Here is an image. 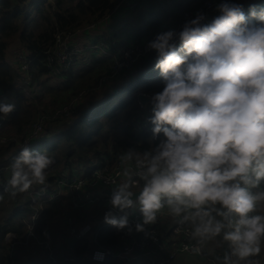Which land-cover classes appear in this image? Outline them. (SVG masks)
Returning a JSON list of instances; mask_svg holds the SVG:
<instances>
[{
  "label": "clouds",
  "instance_id": "obj_1",
  "mask_svg": "<svg viewBox=\"0 0 264 264\" xmlns=\"http://www.w3.org/2000/svg\"><path fill=\"white\" fill-rule=\"evenodd\" d=\"M215 10L210 20L198 11L179 31L149 41L163 87L146 94L148 123L152 139L160 138L144 151L122 152L123 179L111 188L103 221L131 233L127 210H138L134 230L143 232L166 211L186 230L190 252L224 246L219 264H261L264 7L245 13L236 0H221ZM14 110L0 99V119ZM53 163L47 150L25 144L10 165L9 195L44 185Z\"/></svg>",
  "mask_w": 264,
  "mask_h": 264
},
{
  "label": "built area",
  "instance_id": "obj_2",
  "mask_svg": "<svg viewBox=\"0 0 264 264\" xmlns=\"http://www.w3.org/2000/svg\"><path fill=\"white\" fill-rule=\"evenodd\" d=\"M138 0H118L111 13L103 18L105 21L111 17L121 6H129ZM145 1V0H142ZM221 0H203L202 6L196 13L206 14L214 9ZM136 4L132 5L135 7ZM195 14L189 11L177 21L174 30L179 31L185 21L194 18ZM88 28H94L90 24ZM160 32L154 33L151 37L141 44H130L119 52H113L111 55L110 70L108 78L118 76L121 71H129L134 63H138L142 58L153 55L155 52L147 48L149 41ZM56 36L54 47L51 52L45 55V64L47 73L56 77L58 80L64 78L74 69L78 55L85 50H94L98 54L106 53L108 45L101 39L94 40L90 45L85 47H74L70 44L71 34L61 33ZM17 67L23 73L18 89H24L30 82V66L32 63L29 54L17 56ZM106 77H104L105 79ZM84 92H80L76 97L71 98L68 103L59 106L51 115L44 113L36 114L27 128V133L17 138L14 136L0 137V145L12 143L17 148V153L25 144L31 149L35 144L48 140L44 134L48 122H58L60 120L72 121L79 114V100ZM146 117L137 121L135 130L137 132L145 131L150 124L148 118L151 115L150 109ZM4 118L0 119L1 121ZM17 155V154H16ZM109 159L93 168L78 171L76 168H62L54 177L53 184L46 180L44 185H40L43 190L42 196L32 197V201H37L36 207H41L44 201H48L55 196H65L64 203V232L67 238L73 243L76 241L88 242L89 246L83 254H78L73 249H64L61 243H53L51 237L37 235L34 231V221L38 219L37 211L31 215L30 220L26 223V236L24 241L16 240L15 237L6 235V245L8 246V264H16L14 261L15 249L21 247L28 248L33 245L35 253L41 257V264H83L86 259L90 264H109L110 260L118 264H219L214 256L216 245L210 244L203 254L197 255L189 251L191 241L188 239L186 230L178 226L173 218L166 211L162 212L155 225L146 226L143 232L134 230L135 223L140 221L138 210H127L129 226H133V231L128 233L127 230H120V236L117 241L104 243L99 241L101 226L114 228L103 221L104 213L110 208L109 198L103 193L104 190H111L123 177L120 175L124 163L121 161L119 154L112 148L108 152ZM13 161V160H12ZM11 162L0 168V186L10 176ZM49 189L53 190L48 194ZM91 205L98 206L96 212L91 213L89 210L84 214L78 215V209H86ZM66 208L75 211L73 214L67 213ZM119 217L122 213L116 212ZM98 220L100 224L93 225V221ZM29 239L34 240L30 242ZM103 253L102 260L93 259L94 253ZM261 264H264V251L258 257Z\"/></svg>",
  "mask_w": 264,
  "mask_h": 264
},
{
  "label": "trees",
  "instance_id": "obj_3",
  "mask_svg": "<svg viewBox=\"0 0 264 264\" xmlns=\"http://www.w3.org/2000/svg\"><path fill=\"white\" fill-rule=\"evenodd\" d=\"M117 2L118 0H53L55 8L52 16H50L48 11L51 5L49 4V6H47V0H0V88L4 92L12 91L17 77L16 70H14L5 60V51L7 47L6 40L15 35H19L21 43L31 56L32 63L30 68L36 66L40 72L47 73L48 69L45 64V55L52 51L56 36L61 33L71 34L73 31L81 29L84 26L98 24L105 16L111 13ZM193 2L196 3L197 0H193ZM198 2L194 7L187 9V4L176 6V3H174L173 0H138L136 3L125 8L128 12L133 14V16L135 13L136 20H152L151 23L147 24L152 27L151 32L147 34L151 37L156 32H162L161 30L163 27H161L160 30V26L162 21L166 20V18L161 20V14L167 13L164 15L172 17L174 21L172 26L174 28L177 21L180 20L185 13L192 11L196 14V11L202 6L203 0H199ZM162 3L165 6L173 4V9L167 11L163 7L159 8V5ZM134 4H136V6L132 7ZM244 11L247 13L248 10ZM32 13L37 15L34 19V21L36 19L37 21L33 23V26L30 25L32 23ZM207 18L210 20L208 15ZM158 26L159 28H157ZM110 38H102V40L110 46V49L113 50V52H119L124 49L117 48L116 44L112 43L114 41H112L113 38ZM131 40L133 41V39ZM151 56L152 55L142 58V61H149ZM108 65V69H110V64ZM153 71H150L146 76H143L144 74H138V81L135 86L136 93H132L131 103L135 102L138 105L136 99V94L138 93L151 94L162 89L163 84L159 78L158 72ZM125 72L127 71L123 70L119 75H123ZM142 72L143 71H140V73ZM79 94L80 93L77 95ZM146 108L150 109V107ZM122 109L123 106L118 105L115 110L112 112L109 111V113L105 114L107 111L106 108L103 110L104 112L102 111L103 113H101V116L109 121L114 115L121 114L123 112L121 111ZM143 115L144 113L137 117L136 120H141L140 118L143 117ZM80 117V115H77L73 121L80 120ZM80 135V132L77 133L76 131L69 129L65 132L64 140L61 143L59 141H54L51 146L34 147L33 150H47L48 154L54 159V163L47 171V175H49V172L52 170H55L61 161L65 160V162L68 163V159H74L75 157L80 159V157L85 154L83 151V144L85 143L78 139V137L80 138ZM119 135H121L120 139L111 138L105 140L104 143L110 144L114 150L121 154L124 149L127 150L129 148L136 149L137 151H144L150 146L155 145L160 138L157 137L155 140L152 139L151 125L148 126L145 131L139 133L135 130L133 122L123 124L122 131ZM113 137H116V135ZM77 139L78 147L76 145ZM47 141L48 140H45L39 144L43 145ZM9 145L12 144L10 143ZM2 153L4 154L5 151H2ZM7 180L0 186V196H2V199H0V264H8V246L5 242L6 235L12 233L18 241H24L26 235V223L31 218L30 213L32 212L31 215H33L34 212L31 210V201L27 191L17 192L15 196H10V189L7 185ZM59 203V201H55L49 209L44 210L43 213H41L39 219L35 222V232H41L45 228L47 222L59 212ZM102 235H104V238L107 240H100L104 243L117 241L120 236L119 231L109 232L107 230L100 232V239L102 238ZM30 242L33 241L30 240ZM76 243H78V246L83 245L81 249V254H83L87 250L86 242L76 241ZM223 250L224 246H217L214 251V256L216 258L219 257L222 255ZM16 251L17 248L15 249V252ZM34 257H38L35 251ZM13 258L15 263H17L18 257L14 255ZM83 264L90 263L84 259ZM109 264H118V262L110 260Z\"/></svg>",
  "mask_w": 264,
  "mask_h": 264
},
{
  "label": "crops",
  "instance_id": "obj_4",
  "mask_svg": "<svg viewBox=\"0 0 264 264\" xmlns=\"http://www.w3.org/2000/svg\"><path fill=\"white\" fill-rule=\"evenodd\" d=\"M198 1L199 0H197V2ZM197 2L194 3L193 0H187V2H186L187 9L197 5ZM236 2L241 3L243 5L244 10H248L249 6L251 5L252 0H236ZM173 6L174 5L171 4L170 8L167 11L172 10ZM125 7L126 6L119 8L111 17H109L105 21L99 22L98 24L95 25L94 28H88L87 26H84L79 30L73 31L71 33L70 44L74 47H85L86 45H90L91 42H93L94 40H98V39L102 40V38L106 39V38H110V37L113 38L112 41L114 40L113 42L112 41L111 42L113 44H116V47L119 49L125 48L130 43H133V44L143 43L145 40L148 39L147 37H149V35H147V34H149L151 32L152 27L147 25V24L151 23L152 20H146V21H143L142 19L136 20L135 13L133 16V14L128 12ZM215 8L208 11V13H207V15L210 17V19L218 14L216 12ZM164 14H167V13H164ZM164 14L160 15L161 20L166 18V20L162 21L161 26H160V30H161V27H163V29L161 30L162 32L172 29L173 28L172 25L174 23L173 20L169 23V20H167V19H169L171 16H165ZM35 17H36V14H35ZM34 19L35 18L31 17V21H32V23L30 24L31 26H33V23H35L37 21V19L35 21H34ZM157 28H159V26ZM131 39H133V41ZM102 41H104V40H102ZM112 53H113V50L110 49V46H109V49L106 51V53H102V54H98L96 51L91 50V49L83 51L80 55H78L77 63L74 67V70H72V72L70 74L66 75L64 78H61L62 80L61 79L58 80L56 77L49 75L48 73H45V72L42 73L37 69L36 66H32L30 71H29V75H30L29 85L24 89H18L17 85L19 84L23 73L17 67V60L16 59H17L18 55H25V54H29V53L25 49L24 45L21 43V41L19 39V35H15L13 38L8 40L6 51H5V60L14 70H16L17 77H16V81L14 83L12 91L4 92L0 88V99L5 100L6 102L14 103L15 104V110L12 113H10L7 117H4V119L2 121L0 120V137L14 136V137L19 138L22 135L27 133L28 125L30 124V122L32 121L33 118H31L24 125V127L22 129H21V124L19 123V120L21 118L20 119H17V118H18V113L20 112V106H21L20 104L22 103V101H21L22 97L26 98V95H25L26 91L27 90L31 91L33 89V87L36 85L39 86L40 89H42L43 93H45V90L46 91H54L55 88L53 87V85H55L57 83V81L62 83L66 89L65 91H66L67 95L69 96L67 99H65L63 101V103H62V105H63V104H66V102H68V100H70L71 98L76 97L79 92H81L84 89H87L85 87L79 86L78 83L80 82L79 80H81L85 76L89 75L92 77V84L91 85H93V88H94V89H92V92L96 93L97 92L96 90L98 88V89H100L99 93H101V94L98 97H96V96L88 97L89 100L87 102H85V101L88 98L83 99V100H79L80 101L79 105H78L79 110H80L79 115L82 114L81 117H83V115H85V114L95 112L94 109L98 108V106H99L98 110H101V105H96V106L93 105L96 100L101 101L100 103L99 102H97V103L104 105L100 114L103 113L104 112L103 110L106 109L105 105H107L108 102H110V100H109L110 97L118 91V89H119L118 87H120L121 89L126 87V86L129 87L128 84L131 83L132 80H136V82L138 81V74H140V75L144 74V72L135 73V71L134 72L130 71L128 73H124L123 75H119V77L116 79L109 78V79H112L109 82H106V81L99 82L100 79H104V76L108 75V73H109L110 69H108V66H109L108 64H111L110 62H111ZM86 54L89 56L88 60L86 58ZM151 57H153V59L150 60L152 62L141 60L136 67L141 68L145 71L146 65H147L150 70L153 69L155 53ZM148 62H150V63H148ZM153 72H155V71H153ZM105 79H107V78H105ZM98 83H99V85L97 86ZM123 83H127V85L124 86ZM135 86H133V88H132L133 93H136ZM90 88H92V87L90 86ZM102 95H107V97L105 99L100 100ZM130 95L132 96V94H130ZM148 95H150V94H148ZM30 99H34V97H30ZM138 105L140 108L145 109L144 107H141L139 103H138ZM146 107H150V105H147ZM88 110H90V111L88 113H86V111H88ZM109 111L110 110H107L105 112V114L109 113ZM144 112H145V110L142 113H144ZM113 120H116V119H110V121H113ZM129 120H125L123 122V124L127 123V121H129ZM137 121L138 120H136V119L133 121L134 127H136ZM73 122H75V121H73V120L72 121L60 120L57 122V125L46 126L44 134L48 137V141L43 145H40L39 143L35 144L31 149L33 150L34 147H40V146H45V147L51 146V145H53L52 142H54V141L58 142V137H60L59 142L61 143L64 140V134L67 130L72 129L73 131H75L74 130L75 125L73 124ZM6 125H7V127H6ZM8 130H10V131H21L22 130V131L19 135H17V134L9 135L6 133ZM108 136L109 135H105L101 138L102 143L98 146L97 151L87 152L86 154L81 156L80 159L78 157H75L74 159H68L69 164L66 163L65 160H63L57 166L58 169L56 171H60L62 168H76V169H78V171L90 169V167L88 165L90 163V160L89 159L87 160L86 157L87 156L92 157V154H95L96 152L97 153L95 154V157H96L97 165H100V164L106 162L109 159L108 152L111 149L110 144L104 143L105 140L111 139V137L107 138ZM112 138L120 139L121 135L116 134V137L112 136ZM60 143H58V144H60ZM76 145L78 147V142H76ZM86 145H87V143L83 144L84 147H86ZM7 146H10L11 148H8ZM102 150H103V152H98V151H102ZM2 151H5V153L3 154ZM16 154H17V148L15 146H13V145H0V168H2L7 163L11 162L15 158ZM51 172H49V173H51ZM55 172L52 174H49L48 177L55 176L57 174V173L55 174ZM38 188H40V185H33L28 190H26L28 193V196L30 198V201H31V207H32L31 210H35V209L39 208V209H41L40 213H43V211L49 209L55 201L60 202L59 203V209L60 210L57 214H55L52 217V219L50 221L47 222L45 228L41 232L38 231L37 234L40 233V235H42L44 237L47 235V236L51 237L53 243H61L64 248L67 247L69 249L76 250V247H78V243H76V242L73 243L71 240H69L67 238L66 234L63 235V232H64L63 229L65 227V222H64L65 196L64 195L59 196V199H56L52 203H47V205L44 206L43 208L39 207V205L36 207V205L38 203H37V201H32V197L30 195L31 194L33 195L34 192L36 190H38ZM31 214H32V212L30 213V216H31ZM40 215L38 216V219H39ZM92 224L96 225V224H100V222L98 220H94ZM101 227H102L101 231H106V230L109 232H116L117 231L116 228H110V227H104V226H101ZM119 234H120V231H119ZM21 249H24L25 256L23 257L21 263H16V264H41V261H42L41 257L39 255H37L38 256L37 258L34 257V251H36V249L33 245L29 246L28 248L21 247ZM21 249L19 248L15 252V255L17 257L22 253Z\"/></svg>",
  "mask_w": 264,
  "mask_h": 264
},
{
  "label": "rangeland",
  "instance_id": "obj_5",
  "mask_svg": "<svg viewBox=\"0 0 264 264\" xmlns=\"http://www.w3.org/2000/svg\"><path fill=\"white\" fill-rule=\"evenodd\" d=\"M74 1H77V0H74ZM173 2L176 3V6H178V5L186 4L187 0H173ZM49 4L51 5V7L49 8L48 12L50 13V16H52L54 8H55L54 5H53V0H47V6H49ZM251 5H254L257 9H259L260 7H264V0H252ZM121 7H124V6H121ZM160 7H163L164 9L168 10L170 5H166L165 6L162 3L161 5H159V8ZM31 16H32V18H36L37 17V15L35 17V13H32ZM167 20H169V23H170L173 19L170 17ZM36 26H35V28H36ZM57 36L60 37L59 34ZM10 39H8V40H10ZM8 40H6V41L8 42ZM86 58H87V60L89 59V56L87 54H86ZM152 59H153V57H151V59H149V61L152 60ZM139 62L138 63H134L132 65L133 67L132 68L130 67L128 69L129 71H127L125 73H128L130 71H132V72L135 71V73H140V71H143L144 72L143 76H146L150 71L154 70V69L150 70L147 65H146L145 71L143 69H141V68L136 67L139 64ZM72 70H74V69H72ZM104 77L107 78V75L104 76ZM116 78H118V76L114 77V79H116ZM111 80L112 79H109V78L108 79H100L99 82H103V81L109 82ZM79 81H80L78 83L79 86L87 88V89H84V90L81 91V92H84V93H83L82 98L80 100L86 99L88 97H93V96L98 97V96H100V94H101V93H99L100 89L97 88V90H96L97 92L96 93L92 92V89H94V88H93V85H91L92 84V77L91 76L87 75V76H85L84 78H82ZM136 84H137L136 80H132L131 83L128 84L129 87L126 86V87H124L122 89L120 87H118L119 88L118 91L116 93H114L110 97V99H109L110 102H108V104L105 105L107 110H110L111 112L113 110H115L116 106H118V105H122L123 106V109L121 110L123 112L121 114H119V115L117 114L118 116L114 115L112 117V119H116V120L107 121L105 118H102L100 112L103 109L104 105L103 104H99L101 101H97L96 100L93 105L94 106L101 105V110H98L99 109V106H98V108L94 109L95 112L83 115V117H80V120H77L74 123V125H75L74 126V130L77 133L78 132L81 133L80 138L78 137V139L80 141L84 142V143H87L86 147H83V151H84L85 154L87 152H90V151H93V152L97 151L98 150V146L102 143L101 142V138L103 136L109 135L107 138H110V137L112 138V136H115L116 134L121 133L123 122L125 120H129L130 119L129 121H127V123L133 122L137 117H139L142 114V112L144 110H145V112H144V115H145V113L147 111V108L143 109V108H140L135 102L131 103V97L132 96L130 94L133 93L132 92V88ZM98 85H99V83L97 84V86ZM90 86L92 88H90ZM53 87L55 88L54 91H46L45 90V93H43L42 89H40V87L37 86V85L34 86L31 91L30 90L26 91V93H25L26 98L22 97V99H21L22 103L20 104L21 105L20 106V112L18 113V118H17V119L21 118L19 120V123L21 124V129L24 127V125L31 118H33L38 113H44L45 115H51L59 106L62 105L63 101L69 97L67 95V93L65 91L66 89H65V87H64V85L62 83L57 81V83L55 85H53ZM30 97H34V99H30ZM106 97H107V95H102L100 100L105 99ZM88 100H89V98L86 99L85 102H87ZM97 102H99V103H97ZM66 103H68V102H66ZM79 114H80V112H79ZM80 116H82V114ZM48 125H57V122L50 121V122H48L47 126ZM6 127H7V125H6ZM21 131H10V130H8L6 133L9 134V135H11V134L19 135L21 133ZM59 138L60 137H58V141H59ZM78 139H77V142H78ZM9 144H10V142H8L6 145H9ZM7 147H9V146H7ZM9 148H11V147H9ZM98 152H103V150L102 151H98ZM95 154H92V157H90V156L86 157L87 160L88 159L90 160V163L88 164L89 167H90V170L93 168V166L97 165ZM57 169L58 168L56 167L55 170H53L50 174L54 173ZM57 172L58 171H56L55 174ZM40 189H41V187L38 188V190H36V191H39ZM65 211L67 213H71V214H73L75 212V211L71 210L70 208H66ZM76 213L84 214V210L83 209H78L76 211ZM101 240L102 241H107L104 238V235H102ZM64 249H68V248L66 247ZM21 250H22V253L18 256L17 263H21L23 257L25 256L24 249H21Z\"/></svg>",
  "mask_w": 264,
  "mask_h": 264
},
{
  "label": "bare ground",
  "instance_id": "obj_6",
  "mask_svg": "<svg viewBox=\"0 0 264 264\" xmlns=\"http://www.w3.org/2000/svg\"><path fill=\"white\" fill-rule=\"evenodd\" d=\"M138 94H141V93H138ZM137 94V95H138ZM137 95H136V99H137ZM146 108V107H145ZM147 111H148V108H147ZM147 111H146V113H145V115H143V117H141L140 119L142 120L144 117H146V116H148L147 115ZM139 133H142V132H139ZM112 148V147H111ZM112 150L113 151H116V150H114L113 148H112ZM117 152V151H116ZM119 154H121L120 152H118ZM49 175H47L46 176V180H48V182L49 183H51V184H53V181H54V177H48ZM52 191L53 190H51V189H49V191H48V194H52ZM43 195V190H42V188L39 190V191H35L34 192V196H42ZM56 199H59V197L58 196H55V197H53L52 199H50V200H48V201H44L43 203H42V205H41V208H43L44 206H46L47 205V203H52V202H54ZM97 207L98 206H96V205H91L90 207H87L86 209H84V211H86V210H89V212H91V213H94V212H96V209H97ZM32 208V207H31ZM34 212H33V214H35L36 213V210H33ZM41 211H37V216H39L41 213H40ZM78 215H80L79 213H77ZM64 217H65V214H64ZM35 222H36V220L34 221V223H33V225H34V227H35ZM35 231V230H34ZM36 233V232H35ZM10 236H12V237H15L12 233H8ZM37 235H40V233L39 234H37ZM26 236V235H25ZM6 238V237H5ZM17 240V239H16ZM34 241V240H32V239H29V241ZM98 240L100 241L101 239L100 238H98ZM5 242H6V240H5ZM86 245H87V247L89 246V243L88 242H86ZM82 246L83 245H79L78 247H76V252L78 253V254H81V249H82Z\"/></svg>",
  "mask_w": 264,
  "mask_h": 264
},
{
  "label": "water",
  "instance_id": "obj_7",
  "mask_svg": "<svg viewBox=\"0 0 264 264\" xmlns=\"http://www.w3.org/2000/svg\"><path fill=\"white\" fill-rule=\"evenodd\" d=\"M124 86L127 85V83H123ZM137 102L140 104L141 107H146L147 105H150L149 104V101H148V98H147V95L145 94H138L137 95ZM90 110L86 111V113H88ZM76 122V121H75ZM73 122V124L75 123ZM103 193L110 199V195H111V190H104ZM134 198V197H133Z\"/></svg>",
  "mask_w": 264,
  "mask_h": 264
}]
</instances>
